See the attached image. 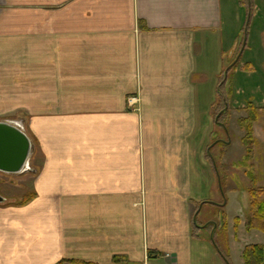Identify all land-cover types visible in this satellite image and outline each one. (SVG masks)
<instances>
[{"label":"crops","instance_id":"1","mask_svg":"<svg viewBox=\"0 0 264 264\" xmlns=\"http://www.w3.org/2000/svg\"><path fill=\"white\" fill-rule=\"evenodd\" d=\"M10 3L0 7V116L24 114L40 162L30 201L0 206V264H218L209 232L193 233V217L221 194L203 143L245 24L240 0ZM257 5L230 97L257 111L250 163L264 187ZM237 156L242 170L228 175L222 210L230 261L243 264L244 247L264 246V234H243L251 182L243 150ZM240 192L247 207L229 214Z\"/></svg>","mask_w":264,"mask_h":264},{"label":"rangeland","instance_id":"2","mask_svg":"<svg viewBox=\"0 0 264 264\" xmlns=\"http://www.w3.org/2000/svg\"><path fill=\"white\" fill-rule=\"evenodd\" d=\"M11 1V0H10ZM9 0H0V7L2 8H8L11 5ZM244 7H246L247 2L250 4V0H241ZM257 7L261 8V13L264 11V0H256ZM254 6V5H253ZM264 17V15H262ZM241 39H239L238 45L231 51L229 56L226 58L225 61V69L234 61L236 60L239 48H240V42H242L243 38V31H241ZM262 40L264 41V34L262 35ZM231 77V74L228 72L227 75V81H226V89L222 87L223 94L225 96L224 102L222 98H218L214 108H213V119L215 120L216 114H219V112L224 108V103H227V111L226 114H220L217 119L225 126L226 131L223 130L222 127L215 125V122L213 121L212 124L209 125L208 132H206L205 142L203 143V149L205 148V158L208 164L212 167L211 161L209 160L207 153L208 150L210 152L211 157L213 158L217 170L220 175V179L224 181V187L223 191L224 193H227V195L230 193L229 190H225V186L227 185V178L228 175L231 174L233 178H236L237 176V170H242L241 167L238 166V156L237 152H245V147L241 140V147L238 145V140L240 138L239 136V130H238V121L240 119L247 118V109H248V103L245 102V107L238 106V102H233L232 98L230 96H226V93L228 94L227 90H229L231 95L233 93V87H231V82H229V78ZM218 86V85H217ZM242 86V85H241ZM240 86V87H241ZM243 87V86H242ZM217 88H215V93L217 96ZM243 91V90H241ZM239 97H243V93L239 95ZM246 108V110H245ZM245 110V111H244ZM208 111L211 114V109L209 108ZM244 115V116H242ZM0 118H5L7 120L1 119L0 121H9L12 123H16L22 130L29 136L28 132V126H27V119L24 116V114H19L17 112H6L4 115L0 116ZM12 120V121H10ZM237 124V125H236ZM240 127V126H239ZM243 137V136H242ZM241 137V139H242ZM32 143V149L31 154L29 156V159L27 161L26 169L18 174H5L0 172V195L4 197V201L0 203V206L7 205V206H13L18 205L21 201H23L28 196L33 195V175L36 170V167L39 165L40 157H39V150L37 148L36 143L30 138ZM233 141V147L229 148V143L227 141ZM216 142V143H215ZM214 143V144H213ZM234 171H236L234 173ZM230 175V176H231ZM215 182H216V176H215ZM240 186L242 183H239ZM240 186L239 190L241 191L242 188ZM242 192V191H241ZM240 192V194H241ZM221 195V196H220ZM218 195L216 204L222 203V194ZM243 195L236 197L234 201L232 202V208L229 210L230 212L238 211L239 214H241V211L243 209H246V203L243 202L242 199ZM225 201V200H224ZM211 201H205L203 205L200 206L201 215L198 216V219L196 217V221L201 225H208L207 231L211 230L210 223H215L218 221V218L215 216L216 207L210 203ZM215 203V202H213ZM20 205V204H19ZM222 208V206H221ZM243 213V212H242ZM201 216V217H200ZM212 221H209V220ZM208 223V224H207ZM214 227H216L214 225ZM234 234H237V230L234 229ZM251 231V230H250ZM250 231H247L243 234H264L260 231H255V233H249ZM227 232V227H226ZM245 238L242 240L244 241ZM210 248L215 252L218 259H216V262L218 264H225L223 258L218 253L217 249L215 248L214 244L209 241ZM216 258V257H215ZM221 260V261H220Z\"/></svg>","mask_w":264,"mask_h":264},{"label":"trees","instance_id":"3","mask_svg":"<svg viewBox=\"0 0 264 264\" xmlns=\"http://www.w3.org/2000/svg\"><path fill=\"white\" fill-rule=\"evenodd\" d=\"M240 4L245 10V22H246L247 12H248V2H247L246 7L243 6L241 0H240ZM254 4H255V0H250V19H249V23H248V27H247V33L249 30V26H250V20H251V16L253 13V5ZM244 28H245V24L243 25V28L241 30V31H243V38H242V42H240V48H241V45H242L243 39H244ZM240 37H241V32H240V35H238V37H237V41H238L237 45L239 43V39H241ZM240 48H239V50H240ZM237 62H238V60L235 63L230 64L227 67L228 72L231 74V77H232V70L236 66ZM224 72L225 71H223V73L221 74V77L219 80V86L217 89V100L220 96V98H222L223 102H224L225 96L223 94L222 87L226 89L225 84L227 81V77H226V79H224ZM227 75H228V73H227ZM231 77L229 78V82H231V79H232ZM227 92H228V94L226 93V96L227 95L230 96L229 95L230 91L227 90ZM247 107H248L247 118L238 120V124L244 132L241 140H242V143L245 147V152H244V157H243V160L241 162V165L247 167L246 173H247V176L250 178V182H251V186L247 190L249 205H248V210L245 214V229L247 231L252 230V229H256V230H259L261 232H264V187L257 186L256 176H255V173L253 171V166L250 163L251 160L253 159L254 146L256 143L255 138L253 136L252 125H253V122L258 117V114H257L256 109L252 105L248 104ZM226 111H227V103L225 102L224 108L219 112V114H216V116H215V125L222 127L223 130H225V131H226L225 126L217 119V117L221 113L226 114ZM207 156H208L209 160L211 161V164H212V167H213L216 179H217L218 190L220 192L219 183H218V178H219L221 190L223 192V194H222L223 200H222V203L220 205L213 203V202H210L212 205H214L216 207L217 211L215 212V216L218 218V221L216 222V224L213 222L210 223V226L212 228L211 230H208V232L210 234V241L214 244L215 248L217 249L218 253L223 258V260L226 262V264H232L230 261V258H229L228 248H227L225 215H224V212L221 208V206L225 200L224 191H223L224 181L222 179H220V175H219V172L217 170L216 164H215L216 168H214L211 157L208 153H207ZM32 197H33V195L28 196L23 201H21L19 204L22 205V204L27 203L28 201H30V199ZM203 203H201L197 206V209H196L195 214H194L196 217H197V214L200 210V206L203 205ZM236 223H237V221H236ZM214 225L216 227H214ZM201 228H205L207 230L208 225L207 226L201 225L197 221H195V223L193 222V233L194 234L198 235ZM221 240H223V243L221 242ZM242 259H243V264H264V246L261 244L246 245L242 251ZM67 262L71 263V264H73V263L87 264V263L79 262V261H75V260L74 261L69 260Z\"/></svg>","mask_w":264,"mask_h":264},{"label":"water","instance_id":"4","mask_svg":"<svg viewBox=\"0 0 264 264\" xmlns=\"http://www.w3.org/2000/svg\"><path fill=\"white\" fill-rule=\"evenodd\" d=\"M249 19L250 4H248L247 18L244 28V39L241 50L245 45ZM227 73L228 68L224 72V79H226ZM227 143H229V140L227 141ZM31 149V140L28 135L22 130V128L9 121H0V172L5 174H18L24 171L26 169L27 161L31 154ZM208 154L210 155L209 150ZM211 160L214 165V168H216L215 162L212 157ZM218 183L220 192L221 194H223L219 178ZM3 201L4 197L0 195V203H2ZM195 221L196 216L194 215L193 222L195 223Z\"/></svg>","mask_w":264,"mask_h":264},{"label":"built area","instance_id":"5","mask_svg":"<svg viewBox=\"0 0 264 264\" xmlns=\"http://www.w3.org/2000/svg\"><path fill=\"white\" fill-rule=\"evenodd\" d=\"M134 103H135V100H134L133 98H130V99H129V104L132 105V104H134Z\"/></svg>","mask_w":264,"mask_h":264}]
</instances>
